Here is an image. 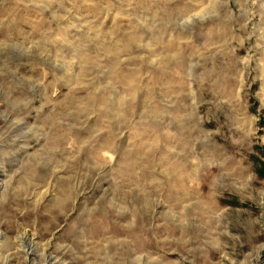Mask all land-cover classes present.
I'll return each instance as SVG.
<instances>
[{"label":"rangeland","instance_id":"1","mask_svg":"<svg viewBox=\"0 0 264 264\" xmlns=\"http://www.w3.org/2000/svg\"><path fill=\"white\" fill-rule=\"evenodd\" d=\"M0 264H264V0H0Z\"/></svg>","mask_w":264,"mask_h":264}]
</instances>
